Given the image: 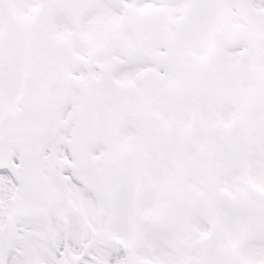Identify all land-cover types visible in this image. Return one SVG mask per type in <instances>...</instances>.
<instances>
[{
	"label": "snow or ice",
	"instance_id": "6c2138e0",
	"mask_svg": "<svg viewBox=\"0 0 264 264\" xmlns=\"http://www.w3.org/2000/svg\"><path fill=\"white\" fill-rule=\"evenodd\" d=\"M0 264H264V0H0Z\"/></svg>",
	"mask_w": 264,
	"mask_h": 264
}]
</instances>
